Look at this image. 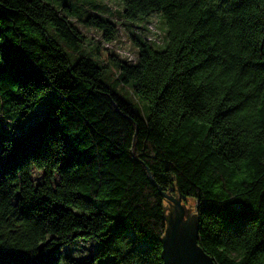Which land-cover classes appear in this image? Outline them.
I'll use <instances>...</instances> for the list:
<instances>
[{
  "label": "trees",
  "instance_id": "obj_1",
  "mask_svg": "<svg viewBox=\"0 0 264 264\" xmlns=\"http://www.w3.org/2000/svg\"><path fill=\"white\" fill-rule=\"evenodd\" d=\"M119 1L116 23L75 19L48 0H0L3 114L24 116L44 100L46 88L22 87L29 69L32 84L53 86L54 127L76 146L71 157L40 160L34 124L1 142L0 256L21 264L50 253L60 264L63 247L93 238L96 255L64 264H163L166 194L194 202L197 244L215 264H264V0ZM149 15L164 21L161 39L150 23L135 25ZM119 26L133 30L132 60L105 46L121 42ZM86 40L93 55L70 66L62 46L78 51ZM109 64L145 103L143 116L102 81ZM230 202L253 211H213ZM117 218L144 241L129 248L128 234L113 238Z\"/></svg>",
  "mask_w": 264,
  "mask_h": 264
},
{
  "label": "rangeland",
  "instance_id": "obj_2",
  "mask_svg": "<svg viewBox=\"0 0 264 264\" xmlns=\"http://www.w3.org/2000/svg\"><path fill=\"white\" fill-rule=\"evenodd\" d=\"M48 2L56 8L62 5H67L72 16L75 17V19L85 17L89 14H98L117 23L121 21L120 14L123 11V4L119 0H48ZM75 19H73V21L76 25H78V21ZM134 23L138 26H141V24L150 23V26L153 28V30L159 32L160 39L166 34L165 23L158 15H149L145 18H139ZM119 27V33H123H121L120 35L121 42L117 45V47L124 50L125 52L130 51L131 53L136 54L135 48L133 47L131 41L127 38L129 32L131 33L133 30H131L130 28L125 29L122 26ZM46 32L50 40H57L51 27L47 26ZM82 32L87 37H90L95 33L94 30L90 29H82ZM148 37H151V35H148ZM98 38L99 36H96V39ZM90 46V49H86V47ZM164 47L165 46L160 47L159 49H163ZM62 49L67 56L70 66L74 65L75 62L81 57L92 56L94 52V47L91 45V43L88 42V40H86L84 46L78 51L66 50L63 46ZM117 77L118 72L116 71L114 64H109V66L104 70L101 79L109 87L114 88L118 92V94L122 96V98H124L129 104H131L132 108L135 111L138 112V109H140L139 113L143 116L145 113L142 111L140 106H144L145 103L138 102L133 97L129 89H125L123 86H120V83L117 81ZM49 106V104L45 103L44 100H42L24 116L3 114V109L0 107V138H2V141L12 137L14 132L20 133L25 131L27 127L34 124V113H36L37 110L47 111V108ZM34 177L35 179L39 178L37 174L34 175ZM186 205L187 204H185L184 206ZM99 250L100 244L93 238L76 239L60 250V254L62 256L60 264H64L65 257L82 260L96 255ZM109 259V257L98 258L95 264H106Z\"/></svg>",
  "mask_w": 264,
  "mask_h": 264
},
{
  "label": "snow or ice",
  "instance_id": "obj_3",
  "mask_svg": "<svg viewBox=\"0 0 264 264\" xmlns=\"http://www.w3.org/2000/svg\"><path fill=\"white\" fill-rule=\"evenodd\" d=\"M6 57L3 52H0V71L3 70L4 61ZM30 71L29 69H23L21 71V78L24 83L23 86H31L36 88L37 90L47 89L46 92H43L44 102L51 106V112L49 111H40L37 110L34 113V125L35 131L37 133L36 139L39 144L40 151V160H44L46 162L54 163L58 156L64 155L66 157H71L73 153L76 152V146L69 140L67 137L60 134L59 129L55 128L57 121L59 120V115L55 113V95L54 88L51 85H35L32 84L31 81L27 79L24 75ZM261 120H264V112L261 114ZM0 142H2V138H0ZM261 150H264V143L260 145ZM3 163V153L0 152V165ZM41 171V169H37V174ZM76 191H81L77 189ZM99 199V197H97ZM218 214H222L225 217L231 216L233 214H247L253 211L250 205H244L240 203L230 202V203H221L218 207L214 208ZM110 231L112 233L113 238L121 237L123 238L124 234H128L131 240V243L128 244L129 248H134L135 245H138L144 241V237L142 233L138 230V228L134 225V223H129L126 220L117 218L111 223ZM41 243H44L43 241ZM47 247V245H45ZM39 251V249H38ZM164 251V249H161ZM50 258H40L37 257L35 259H27L22 261L21 264H57L59 256H51ZM0 264H5L2 256H0Z\"/></svg>",
  "mask_w": 264,
  "mask_h": 264
},
{
  "label": "water",
  "instance_id": "obj_4",
  "mask_svg": "<svg viewBox=\"0 0 264 264\" xmlns=\"http://www.w3.org/2000/svg\"><path fill=\"white\" fill-rule=\"evenodd\" d=\"M148 178L153 185L150 174ZM167 228L161 238V260L163 264H215L197 244V224L194 202L184 206L180 198L162 194Z\"/></svg>",
  "mask_w": 264,
  "mask_h": 264
},
{
  "label": "built area",
  "instance_id": "obj_5",
  "mask_svg": "<svg viewBox=\"0 0 264 264\" xmlns=\"http://www.w3.org/2000/svg\"><path fill=\"white\" fill-rule=\"evenodd\" d=\"M149 30L152 32H156L155 30H153V28L151 26H148ZM158 33V32H156ZM150 34H154V33H150ZM159 34V33H158ZM159 37V36H158ZM153 38V37H152ZM107 48H112L115 49L117 52H119V54H121V56H124V58H126L127 60H132V55H130L128 52H125L124 50L120 49L117 47V44H106L105 45Z\"/></svg>",
  "mask_w": 264,
  "mask_h": 264
}]
</instances>
